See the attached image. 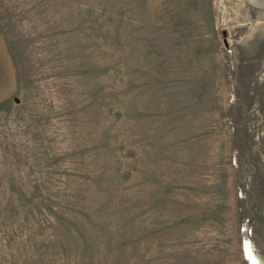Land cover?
<instances>
[{
    "label": "rangeland",
    "instance_id": "374dc122",
    "mask_svg": "<svg viewBox=\"0 0 264 264\" xmlns=\"http://www.w3.org/2000/svg\"><path fill=\"white\" fill-rule=\"evenodd\" d=\"M0 264H264V0H0Z\"/></svg>",
    "mask_w": 264,
    "mask_h": 264
},
{
    "label": "bare ground",
    "instance_id": "6f19581e",
    "mask_svg": "<svg viewBox=\"0 0 264 264\" xmlns=\"http://www.w3.org/2000/svg\"><path fill=\"white\" fill-rule=\"evenodd\" d=\"M175 26V25H174ZM171 28V27H170ZM252 259V258H251ZM253 262V261H252Z\"/></svg>",
    "mask_w": 264,
    "mask_h": 264
}]
</instances>
